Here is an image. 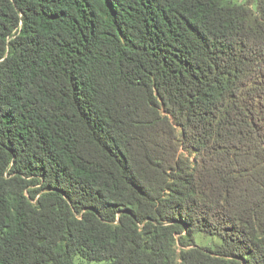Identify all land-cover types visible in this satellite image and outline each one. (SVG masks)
<instances>
[{
	"label": "trees",
	"instance_id": "trees-1",
	"mask_svg": "<svg viewBox=\"0 0 264 264\" xmlns=\"http://www.w3.org/2000/svg\"><path fill=\"white\" fill-rule=\"evenodd\" d=\"M78 258L264 264V0H0V264Z\"/></svg>",
	"mask_w": 264,
	"mask_h": 264
},
{
	"label": "rangeland",
	"instance_id": "rangeland-1",
	"mask_svg": "<svg viewBox=\"0 0 264 264\" xmlns=\"http://www.w3.org/2000/svg\"><path fill=\"white\" fill-rule=\"evenodd\" d=\"M234 1H238V0H234ZM198 240H199V243H201L204 246H208L211 243L210 239H202L201 237H198ZM76 264H85V262H83V260L78 258L76 260Z\"/></svg>",
	"mask_w": 264,
	"mask_h": 264
}]
</instances>
